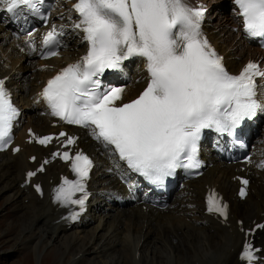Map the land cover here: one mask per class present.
I'll list each match as a JSON object with an SVG mask.
<instances>
[{
	"label": "snow or ice",
	"instance_id": "snow-or-ice-1",
	"mask_svg": "<svg viewBox=\"0 0 264 264\" xmlns=\"http://www.w3.org/2000/svg\"><path fill=\"white\" fill-rule=\"evenodd\" d=\"M242 17L243 31L264 37V0H234ZM44 0H0V8L15 15L27 11L47 21ZM78 20L73 30L82 33L86 53L47 80L39 96L53 117L68 125L88 129L92 138L126 163L127 168L163 185L178 169L197 170L200 141L205 129L232 134L245 119L264 111L257 99V78L264 67L249 61L238 74L230 73L221 57L201 32L207 7L190 5L187 0H78L73 5ZM64 35V26L53 25L42 38L43 59L59 55L53 46ZM36 51L32 43L27 45ZM23 51V49H21ZM141 57L147 71V85L137 98L118 103L125 89L101 85L106 70H119L124 61ZM19 111L13 106L5 81L0 79V150L11 143L13 122ZM47 145L54 137H36ZM66 137L63 146L75 145L77 138ZM14 151H19L18 148ZM71 161L74 180L62 178L54 202L62 207L79 206L84 211L88 199L86 181L91 159L82 151L53 153ZM33 159H35L33 157ZM49 161L45 160L44 164ZM260 166L264 167V164ZM37 171H44L43 165ZM36 172H28L31 179ZM240 180L239 195H246L247 179ZM41 192L39 185L35 186ZM81 193L80 198H74ZM207 211L227 218V204L213 190L206 198ZM79 213L72 212L71 219ZM264 228V224L257 225ZM245 243L241 260L252 264L255 252Z\"/></svg>",
	"mask_w": 264,
	"mask_h": 264
},
{
	"label": "bare ground",
	"instance_id": "bare-ground-1",
	"mask_svg": "<svg viewBox=\"0 0 264 264\" xmlns=\"http://www.w3.org/2000/svg\"><path fill=\"white\" fill-rule=\"evenodd\" d=\"M54 1L56 8L61 5L62 0ZM71 1L73 0H66L68 7L64 17L53 14L56 16L58 29L64 26L63 54L47 61H33L28 55L30 51L27 54L18 53L17 47L23 46L26 49L27 43L24 39L11 38L9 33L12 26L0 16V49L6 54L5 59L0 57V61L4 60V63L0 62V72L2 75H9V84L17 99L27 105L26 112L30 118L28 124L39 132H44L41 127L47 128L48 125L47 114H40L38 106L35 108L31 104V100L38 97L39 84L58 66L75 59L85 47L81 34L77 30H70L75 20ZM205 1L211 10L205 24L207 33L216 48L225 55L226 64L230 68L236 67L244 55L247 57L252 51L243 38L235 40L237 34L229 28L231 22L233 25L237 24L238 18L235 13L229 14L220 3L224 0ZM187 2L190 4L191 0ZM237 50L241 51V55ZM31 69L34 71L32 78L28 80L25 74ZM130 74L132 79L142 76V64L134 63L133 69L129 68L126 76ZM142 85L141 81L131 82L126 87L127 97ZM262 125L259 129L260 143L254 149L255 162L264 159V124ZM87 144L91 146L90 141ZM82 145L86 147V144ZM101 146L105 149V158L96 160L94 178L90 181L94 196L99 199V204L96 205L99 210L93 208L94 215H84L80 224L70 228L62 221L63 212L51 204L46 193L50 185L49 179L53 178L54 183L55 175L62 170V166H48L45 174L39 176L45 188L43 198L39 199L29 186L22 187L21 183L24 171L37 163L30 164L27 157L30 154H43L45 150L26 146L14 156L0 153V195L7 202L14 203L21 215L26 216L21 232L23 240L34 241L37 234L38 241L43 244L57 242L64 248V260H67V255L76 257V261L74 259L70 263L69 259L67 264H237L236 252L242 242L237 221L241 220L243 226H247L252 221L258 222L264 213V167L253 171L250 192L243 201L232 199L237 188L233 181L237 175L234 169L215 163L203 176L189 182L183 190L175 192L165 210H144L140 206H127L118 213L117 208L105 203L103 195L105 188L118 187L115 176L111 174L113 172H108V168L114 169L113 164L117 172L124 171V168L109 149L103 144ZM208 188H215L230 199V216L226 226L213 222L203 214L202 197ZM39 223L42 224L38 230L36 227L31 229L32 224ZM43 228L52 230L54 240H51ZM259 236L264 256V232ZM82 255L87 257L83 258Z\"/></svg>",
	"mask_w": 264,
	"mask_h": 264
},
{
	"label": "rangeland",
	"instance_id": "rangeland-1",
	"mask_svg": "<svg viewBox=\"0 0 264 264\" xmlns=\"http://www.w3.org/2000/svg\"><path fill=\"white\" fill-rule=\"evenodd\" d=\"M220 3L227 8L228 3L226 0ZM61 5L58 8L59 10L56 9L54 11V14L64 17L66 14L65 9L68 7L66 0H62ZM233 14L234 13H231V15ZM237 51L240 54L241 51ZM36 69L37 67H35V70ZM33 71L34 69H31L27 74L28 76L25 74L28 80L32 78L31 74H33ZM36 214L40 215L39 211H36ZM26 219V216L21 215V212L14 203L7 202L0 195V264H67V260L69 259H71L70 263H72L74 259L76 261V257L72 258V255H67V260H64L62 258L64 248L60 244L57 242L53 244H51V242L50 244H43L38 241L39 236L37 234H35L36 239L34 241L28 239L23 240L21 232L24 226L23 223ZM41 224H32L31 229L36 227L35 229L38 230V227L41 226ZM43 229H45L50 235L52 238L51 240H54V235L51 233L52 230L50 228ZM83 234L87 235L86 232ZM36 245L37 248L35 249L34 247H36ZM72 252L74 251L72 250ZM82 257L85 258L87 255H82Z\"/></svg>",
	"mask_w": 264,
	"mask_h": 264
}]
</instances>
